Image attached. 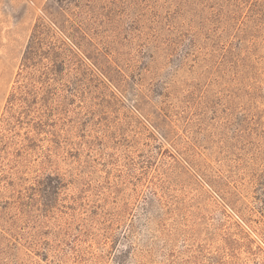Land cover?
I'll return each mask as SVG.
<instances>
[{"label": "rangeland", "instance_id": "rangeland-1", "mask_svg": "<svg viewBox=\"0 0 264 264\" xmlns=\"http://www.w3.org/2000/svg\"><path fill=\"white\" fill-rule=\"evenodd\" d=\"M0 264H264V0H0Z\"/></svg>", "mask_w": 264, "mask_h": 264}]
</instances>
